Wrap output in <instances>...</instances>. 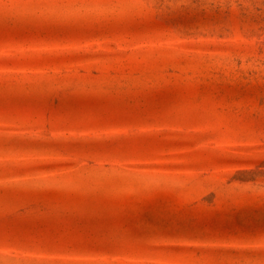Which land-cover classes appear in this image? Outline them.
<instances>
[{"label": "rangeland", "instance_id": "374dc122", "mask_svg": "<svg viewBox=\"0 0 264 264\" xmlns=\"http://www.w3.org/2000/svg\"><path fill=\"white\" fill-rule=\"evenodd\" d=\"M0 264H264V0H0Z\"/></svg>", "mask_w": 264, "mask_h": 264}]
</instances>
